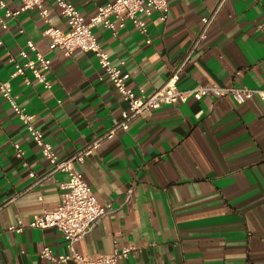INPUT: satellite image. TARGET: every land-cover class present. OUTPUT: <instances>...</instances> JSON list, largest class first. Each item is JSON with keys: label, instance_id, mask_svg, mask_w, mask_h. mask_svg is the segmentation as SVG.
I'll use <instances>...</instances> for the list:
<instances>
[{"label": "crops", "instance_id": "crops-1", "mask_svg": "<svg viewBox=\"0 0 264 264\" xmlns=\"http://www.w3.org/2000/svg\"><path fill=\"white\" fill-rule=\"evenodd\" d=\"M15 9L20 0H5ZM88 19L111 0H68ZM166 21L146 18L151 43L126 20L117 33L94 28L113 64L123 62L128 83L151 93L177 70V86H237L264 89V0H169ZM51 24L67 29L55 0H45ZM216 11L208 36L192 51L202 18ZM3 11L0 10V16ZM46 23L36 9L21 13L0 30V81L61 158L74 155L106 133L127 108L98 59L80 50L70 56L51 49ZM23 29V32L19 30ZM27 39L51 59L45 89L30 72L10 79L11 56ZM15 144L22 149L16 156ZM27 163V166L23 165ZM98 202L111 208L75 243L95 258L114 244L136 248L121 264H264V100L243 104L230 97L189 99L135 117L127 130L102 141L75 163ZM49 162L0 93V264H76L41 256L67 253L56 228L26 226L35 214L60 201L68 175Z\"/></svg>", "mask_w": 264, "mask_h": 264}, {"label": "built area", "instance_id": "built-area-1", "mask_svg": "<svg viewBox=\"0 0 264 264\" xmlns=\"http://www.w3.org/2000/svg\"><path fill=\"white\" fill-rule=\"evenodd\" d=\"M19 7L11 8L5 0H0V30L8 28V21L18 17L21 13L36 9L44 19L46 28L44 35L49 39L51 49H60L64 55L70 56L76 50L92 53L98 59L102 74L101 79H108L125 101L127 108L122 112L120 119L114 121L112 127L104 134L99 135L74 155L61 158L53 149L50 142L45 140L43 132L36 126L34 113H28L21 107L12 95L10 80L0 81V93L8 101L13 111L25 125L34 143L40 147L42 155L50 164V171L45 175L37 176L34 171L29 175L38 183L55 172L68 175V180L60 183V201L50 210L35 214L26 225L19 221L18 225L11 226V230L23 231L26 226L36 228H56L65 238L67 253L54 256L46 247L41 256L56 262L74 261L76 264H121L123 259L129 258L136 252V248L114 244L112 252L91 258L80 254L74 247L91 225L110 208L111 204L102 205L98 202L90 186L84 180L82 174L76 169V162H83L97 150L102 141L112 138L118 131L127 130L130 122L145 111L158 109L163 105L186 103L189 99L201 100L204 97H230L238 104H243L254 96L264 100V89H250L247 87L218 85H198L190 89H180L177 86L180 68L158 89L147 93L144 89H135L128 83L129 76L124 71V63L113 64L109 54L100 45L94 28L102 25L113 33L124 27L125 21H131L132 25L143 35L146 42L151 43L147 28L146 18L154 12H158L161 21H166L170 9L169 0H111L100 5L95 14L86 19L77 8L68 0H55L60 14L64 17L67 29H62L51 24L50 11L44 6L45 0H20ZM216 11L203 17L201 31L193 43L192 51L197 48L202 40L208 36L209 28L213 22ZM258 30L264 33V17L258 26ZM23 32V29L19 30ZM0 44L2 41L0 40ZM13 66L10 79L24 76L25 83L30 85L32 80L27 76L30 72L33 78L45 89H51L52 84L48 79V70L51 67V59L42 52L36 43L27 39L26 48L18 51V54L9 58ZM16 156L22 158V149L15 144ZM27 166L26 162H23ZM21 264V263H16Z\"/></svg>", "mask_w": 264, "mask_h": 264}]
</instances>
